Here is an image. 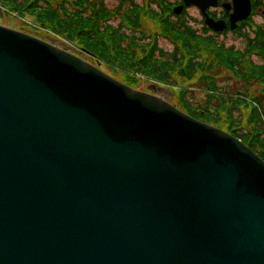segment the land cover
<instances>
[{
    "label": "water",
    "instance_id": "obj_1",
    "mask_svg": "<svg viewBox=\"0 0 264 264\" xmlns=\"http://www.w3.org/2000/svg\"><path fill=\"white\" fill-rule=\"evenodd\" d=\"M0 264H264V160L0 25Z\"/></svg>",
    "mask_w": 264,
    "mask_h": 264
},
{
    "label": "flooded vegetation",
    "instance_id": "obj_2",
    "mask_svg": "<svg viewBox=\"0 0 264 264\" xmlns=\"http://www.w3.org/2000/svg\"><path fill=\"white\" fill-rule=\"evenodd\" d=\"M5 10L21 20L20 28L28 29V35L52 46L81 47L93 63L105 57L91 47L148 43L144 23L153 20L177 25L201 43L224 48L223 69L230 74L225 92H237L228 101L229 132L248 145L256 136L258 152L264 155V0H0L2 26ZM208 19L221 29L211 27ZM43 32L48 38L40 35ZM219 89L217 84L213 94H220ZM238 108L250 112L246 117L233 114Z\"/></svg>",
    "mask_w": 264,
    "mask_h": 264
},
{
    "label": "trees",
    "instance_id": "obj_3",
    "mask_svg": "<svg viewBox=\"0 0 264 264\" xmlns=\"http://www.w3.org/2000/svg\"><path fill=\"white\" fill-rule=\"evenodd\" d=\"M45 17L47 18L48 16L45 15ZM158 25L162 27L165 34L174 42L175 48L173 51L167 52L160 48L156 39L151 44L133 46L131 48L112 44L91 47V49L104 55L109 61V65L119 67L125 73L123 80L130 85L140 82L142 80L141 77L166 85H176L179 79H183V82H185L193 81L198 77L209 81V77L213 78L212 76L216 70L223 69L227 56V51L224 48L213 44L201 43L192 33L175 27L171 23L164 26L158 22ZM206 52H210L212 59L202 62L203 57L207 60ZM206 73L209 74V77L205 75ZM216 85L217 82L208 85V87L209 89H214ZM187 90L183 91L181 95L184 100H187L185 111L193 116H198L197 118L202 121L227 128L223 123L224 120L221 115L218 114L221 111L226 112L223 98L221 106L216 105L215 108L209 107L201 111L186 99L187 94L185 92L188 93ZM226 130L229 131V127ZM239 137L241 138V136ZM249 146L264 160V155L258 152L256 136L255 138L251 137Z\"/></svg>",
    "mask_w": 264,
    "mask_h": 264
},
{
    "label": "rangeland",
    "instance_id": "obj_4",
    "mask_svg": "<svg viewBox=\"0 0 264 264\" xmlns=\"http://www.w3.org/2000/svg\"><path fill=\"white\" fill-rule=\"evenodd\" d=\"M6 12V19L3 22V25L7 28L16 30V31H21L24 33H28V29H24V28H20V26L22 25V22L20 19L17 18V16L15 14H12L9 12V14L7 13V10H5ZM155 17V16H154ZM20 18V17H19ZM45 22H48V20L46 19ZM175 27H177V25H174ZM144 28H146V32H148V37L151 39L150 41H148V43L146 44H151L154 42V40H157L158 46L162 49H164L167 52H171L174 50L175 48V44L174 42L170 39V37H168L164 30L162 29V27H160L158 25V22L153 20V22H146L144 23ZM30 33V32H29ZM34 33V32H32ZM40 35H42L44 38H48L47 36H44L45 33H40ZM80 41V40H79ZM81 42V41H80ZM58 49L64 50V51H68L67 49H71V51L73 52H77V54L82 55V57L84 58L83 60L86 61L87 63L99 68L101 71H103L104 73H106L107 75L115 78L116 80H118L121 83H124L128 86H130L131 88H133L136 91H140V92H144V93H148V94H152L155 96H158L164 100H166L167 102H169L171 105L176 106L179 110H181L182 112H184L185 114L188 113L186 111H184L185 106L187 105L186 102L187 100H184L183 97H181L183 90L188 89V93L185 92V94H187L186 99H188L194 106H196L197 109H200L201 111H203V109L205 110L206 108L212 107L215 108V106H221L222 103V98L225 101V108H226V112L221 111L218 114L221 115L222 119L224 120V125L229 129L230 126L228 125V110H230V106H229V100L231 99L230 96L236 94L237 92H231L226 94L225 92V88L227 86V81H229L230 78V74L226 71V69H222V70H216L213 74V78L209 77V74L206 73L205 75L208 76L210 78L209 81L207 80H202L201 78H197L193 81H185L183 79H179L178 84H172V85H166V84H162L159 83L158 81L152 80V79H144V77H141L142 80H140V82H137L135 85H130L127 82H125L123 79L125 78V73L120 70L119 67H113L111 65L108 64V60L105 57V60L103 59L102 62H92V58H90L87 54H85L84 52H82V48L81 47H57ZM133 47V46H131ZM131 47H126V48H131ZM93 50V49H92ZM210 55V56H209ZM209 56V57H208ZM215 56V54H214ZM220 56V55H219ZM206 59L205 57H203V60H201L202 62H206V61H210L211 58V54L210 52H206ZM101 64V65H100ZM231 80V79H230ZM217 82L218 87L220 88V94H213V90L209 89L208 85H211L212 83ZM152 85L158 86L159 90L154 91L152 90L150 87ZM240 86V84H239ZM189 87V88H187ZM216 97H215V96ZM235 96V95H234ZM234 104V103H233ZM235 107H239V105L234 106ZM215 110V109H212ZM212 112H216V111H212ZM236 112V114H243V117L245 115V117L248 115V113L250 112L249 110L245 109L243 110V108H238V110L236 109V111H233V114ZM208 123V122H206ZM214 127H217L219 129H222L224 131H227L225 127L219 126V125H215L212 123H208ZM228 132V131H227ZM245 143V142H244ZM246 144V143H245ZM247 146H249L248 144H246Z\"/></svg>",
    "mask_w": 264,
    "mask_h": 264
}]
</instances>
